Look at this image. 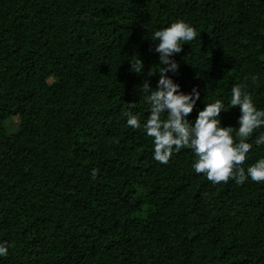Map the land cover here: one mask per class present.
<instances>
[{
	"label": "trees",
	"instance_id": "1",
	"mask_svg": "<svg viewBox=\"0 0 264 264\" xmlns=\"http://www.w3.org/2000/svg\"><path fill=\"white\" fill-rule=\"evenodd\" d=\"M176 20L198 33L181 90L234 128V85L264 109V0H0V264H264V182L213 184L187 148L160 164L126 124L150 114L129 63L158 74L152 34Z\"/></svg>",
	"mask_w": 264,
	"mask_h": 264
},
{
	"label": "clouds",
	"instance_id": "2",
	"mask_svg": "<svg viewBox=\"0 0 264 264\" xmlns=\"http://www.w3.org/2000/svg\"><path fill=\"white\" fill-rule=\"evenodd\" d=\"M197 35L195 28L184 20H176L152 34L155 45L152 51L158 54L159 73L144 71V62L139 56L129 63L130 72L144 77L139 86L150 106V114L141 123L137 114L128 111L126 124L132 129L142 128L152 138V158L160 164H166L175 151L187 148L195 156L192 164L195 173L204 174L213 184L229 179H234L237 184L248 179L264 182V157L246 169L242 167L253 147L249 138L254 131L264 127V109L256 107L244 85L236 84L231 88L229 109L238 108L239 113L235 120L238 127L234 128L230 124L222 125L220 114L226 113L222 99L199 108L197 101L201 99V91L198 87L194 85L184 92L173 79L179 70L175 57L182 52V46ZM154 75L158 78L153 88L148 77ZM129 107L134 104L130 103ZM194 110L196 115L190 119ZM254 144L264 145V132L256 136ZM96 171L92 170L93 177ZM9 247L10 244L0 242V257L7 255Z\"/></svg>",
	"mask_w": 264,
	"mask_h": 264
},
{
	"label": "rangeland",
	"instance_id": "3",
	"mask_svg": "<svg viewBox=\"0 0 264 264\" xmlns=\"http://www.w3.org/2000/svg\"><path fill=\"white\" fill-rule=\"evenodd\" d=\"M15 121H10L7 122L6 127L8 128V130L11 132V128L14 126Z\"/></svg>",
	"mask_w": 264,
	"mask_h": 264
}]
</instances>
